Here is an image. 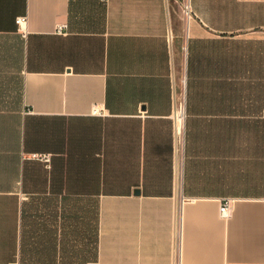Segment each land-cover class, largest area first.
Returning a JSON list of instances; mask_svg holds the SVG:
<instances>
[{"label":"crops","instance_id":"0c3cea01","mask_svg":"<svg viewBox=\"0 0 264 264\" xmlns=\"http://www.w3.org/2000/svg\"><path fill=\"white\" fill-rule=\"evenodd\" d=\"M180 1L0 0V264H264V0Z\"/></svg>","mask_w":264,"mask_h":264},{"label":"built area","instance_id":"2783aa9c","mask_svg":"<svg viewBox=\"0 0 264 264\" xmlns=\"http://www.w3.org/2000/svg\"><path fill=\"white\" fill-rule=\"evenodd\" d=\"M180 7L185 18L188 20L192 14L188 1L186 0L180 1ZM25 20H26L25 16H21L16 19V23L18 24L20 29H22ZM65 27H66L65 24H58L56 28V32L62 34L64 32ZM32 157L37 159H45V160L48 159L47 155L37 154V153L32 154ZM231 201H232L231 198H222L219 200L218 214L220 217L227 218L229 216L231 211Z\"/></svg>","mask_w":264,"mask_h":264},{"label":"trees","instance_id":"16d2710c","mask_svg":"<svg viewBox=\"0 0 264 264\" xmlns=\"http://www.w3.org/2000/svg\"><path fill=\"white\" fill-rule=\"evenodd\" d=\"M95 220H96L95 238H96V242H97V236H98V208H97V204H96V216H95ZM90 226H91V221H90ZM90 241H91V239H90ZM95 248H96V246H95ZM95 253L94 254L92 253V247L90 246V253L88 255L89 257H87V256H84L83 257L81 255V259L79 261V264H87L88 262H94L95 259H96V254Z\"/></svg>","mask_w":264,"mask_h":264},{"label":"rangeland","instance_id":"374dc122","mask_svg":"<svg viewBox=\"0 0 264 264\" xmlns=\"http://www.w3.org/2000/svg\"><path fill=\"white\" fill-rule=\"evenodd\" d=\"M176 102L178 103V105H181V100H177Z\"/></svg>","mask_w":264,"mask_h":264}]
</instances>
